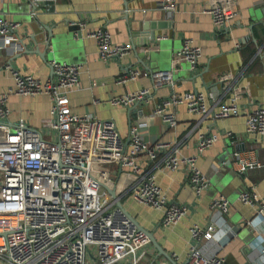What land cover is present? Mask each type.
I'll list each match as a JSON object with an SVG mask.
<instances>
[{
  "label": "crops",
  "instance_id": "obj_1",
  "mask_svg": "<svg viewBox=\"0 0 264 264\" xmlns=\"http://www.w3.org/2000/svg\"><path fill=\"white\" fill-rule=\"evenodd\" d=\"M31 1L0 0V14L22 23L17 41L21 50L0 47V97L15 87L9 67L45 80L53 76V61L80 65V84L67 92L74 114L112 118L126 140L136 126L149 142L179 141L180 153L198 155V168L210 180L207 191L197 196L184 168L158 171L157 181L167 198L189 209L185 219L174 227L160 226L163 211L130 196L123 202L127 213L151 232L162 250L175 257L178 264H185L191 228L195 224L208 226L212 217L216 221L215 239L201 244L207 256L219 255L224 264H264V218L258 206L245 205L239 199L243 191L252 188L264 199V135L248 134L246 127L254 107L251 101L264 107V0H236L240 14L227 30L215 27L206 11L207 0H173L174 9L159 8V0H55L41 3L36 16L32 15ZM80 22L85 28L77 25ZM75 25L78 29H73ZM97 28H106L114 43L130 45L132 53L120 61L101 60L96 41L88 37ZM51 35L59 47L56 57L47 51ZM186 39L202 49V57L196 70L183 65L174 76V91L202 93L207 108L217 112L230 96L224 93L220 78L232 73L234 86H248L251 92L249 97L239 99L238 116L213 121L212 113L203 118L191 114L186 105L171 106L170 110L177 113L178 127L169 129L154 116V110L160 100L172 94L171 87L156 86L151 77L118 83V77L130 67L170 71L173 55ZM45 52L46 58L42 56ZM142 88L151 91L148 101L130 108L111 104L114 98ZM8 107L12 121L22 118L39 129L51 116L52 100L48 95L21 97L11 92ZM211 129L219 132L220 139L199 154V137ZM227 132L235 138H227ZM236 151L244 158L253 153L263 166L239 173L233 157ZM219 196L231 203L228 215L223 217L211 210V200ZM151 250V259L156 263L168 258L153 244Z\"/></svg>",
  "mask_w": 264,
  "mask_h": 264
},
{
  "label": "built area",
  "instance_id": "obj_2",
  "mask_svg": "<svg viewBox=\"0 0 264 264\" xmlns=\"http://www.w3.org/2000/svg\"><path fill=\"white\" fill-rule=\"evenodd\" d=\"M46 1L55 0L31 1L33 16ZM159 8L174 9L173 0H159ZM206 11L219 30H227L240 14L236 0H207ZM77 25L85 28L82 22ZM21 29L22 23L0 14V47L21 50L17 43ZM88 37L96 41L103 61H120L132 53L130 45L114 43L106 28H97ZM201 57L202 49L186 39L174 53L170 71L130 67L117 81L127 84L151 77L156 86L171 87L172 94L160 100L154 110V116L169 129L178 127V116L170 110L171 106L186 105L191 114L203 118L212 113L213 121L238 116L239 99L249 97L251 92L248 86L235 87L232 73L220 78L224 93L230 96L217 112L207 108L202 93L174 91V76L184 64L196 70ZM50 66L53 76L45 80L9 67L15 87L0 97V264H178L175 257L169 256L158 263L152 261L151 239L117 204L124 207L125 198L130 196L138 203L163 211L160 226L178 225L188 215V206L167 198L157 174L161 168H184L190 186L201 196L210 187V180L198 168V155H182L179 141L149 142L136 126L130 129L126 140L114 119L74 114L67 92L80 84L81 66L57 61ZM11 92L21 97L51 98V116L41 128H32L22 118L12 121L8 107ZM150 93V89L142 88L114 98L111 104L130 108L148 101ZM251 103L254 107L246 119L247 133L263 136L264 107ZM226 136L235 138L232 132ZM219 139V132L212 129L201 134L199 154ZM233 157L239 173L263 166L253 153L244 158L236 151ZM108 164L116 166L113 172L104 169ZM112 190L116 191V198L110 194ZM239 199L245 205L258 206L264 218V199L255 188L243 191ZM230 207L225 196L211 200V210L220 217L228 215ZM214 224L212 217L208 226L195 224L191 228L185 264H224L222 257L207 256L201 248L203 242L215 239Z\"/></svg>",
  "mask_w": 264,
  "mask_h": 264
},
{
  "label": "water",
  "instance_id": "obj_3",
  "mask_svg": "<svg viewBox=\"0 0 264 264\" xmlns=\"http://www.w3.org/2000/svg\"><path fill=\"white\" fill-rule=\"evenodd\" d=\"M75 26H77V25H75ZM74 26V28L73 29H78V26L77 27H75ZM57 41H55L54 39H53V37H52V35L50 36V38L48 39V41L46 42L47 43V51L49 50L50 52H53V56L54 57H56V56H58V52H59V47H58V44L56 43ZM46 51V52H47ZM46 52L45 53H43V57L44 58H46ZM48 53V52H47ZM40 54H42V53H40ZM119 181H123V179H119ZM110 194L114 197V198H116L117 197V195H116V191L115 190H112V191H110ZM119 207H121V208H124L123 207V205L121 204V203H118L117 204ZM128 214V213H127ZM129 215V217L136 223V225L138 226V228L140 229V230H142L143 232H145L148 236H149V238L151 239V242H152V244L158 249V251L160 252V253H162L163 255H165V256H168L163 250H162V248H161V246L157 243V241H156V239H155V237H154V235L151 233V232H149V231H147L145 228H143L130 214H128Z\"/></svg>",
  "mask_w": 264,
  "mask_h": 264
},
{
  "label": "rangeland",
  "instance_id": "obj_4",
  "mask_svg": "<svg viewBox=\"0 0 264 264\" xmlns=\"http://www.w3.org/2000/svg\"><path fill=\"white\" fill-rule=\"evenodd\" d=\"M116 166L114 164H108L104 166V169L109 170L110 172H113L115 170ZM111 177L113 178L114 176L111 175Z\"/></svg>",
  "mask_w": 264,
  "mask_h": 264
}]
</instances>
